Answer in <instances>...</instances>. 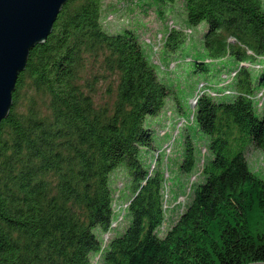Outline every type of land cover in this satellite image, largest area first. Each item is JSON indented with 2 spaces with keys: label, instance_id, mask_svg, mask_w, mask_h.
Wrapping results in <instances>:
<instances>
[{
  "label": "trees",
  "instance_id": "1",
  "mask_svg": "<svg viewBox=\"0 0 264 264\" xmlns=\"http://www.w3.org/2000/svg\"><path fill=\"white\" fill-rule=\"evenodd\" d=\"M152 2L160 15L180 3L189 27L207 26L201 55L172 62L194 80L188 95L152 61L181 50L187 34L170 22L163 41L152 36L155 51L130 27L110 30L103 0H68L31 50L0 125V264H93L98 255L100 264L264 263V177L247 161L249 147L264 154V0ZM169 100L172 117L186 119L184 105L193 115L178 134L186 131L179 171L196 170L197 139L208 155L191 202L159 236L170 209ZM124 171L116 190L112 177ZM117 191L127 195L120 213Z\"/></svg>",
  "mask_w": 264,
  "mask_h": 264
},
{
  "label": "rangeland",
  "instance_id": "2",
  "mask_svg": "<svg viewBox=\"0 0 264 264\" xmlns=\"http://www.w3.org/2000/svg\"><path fill=\"white\" fill-rule=\"evenodd\" d=\"M152 1L153 0H103V13L106 17L111 16V18H108V23L110 25L108 27L110 28V30H120L125 26L130 27L140 36V41H142L143 39L145 40V38L149 39L147 42L149 44L152 43L153 45H155V51L159 50L158 48H161V46H156L155 42H153L152 36L157 35V40L163 41L164 37L161 36V34H167V28L170 22L175 24V27L182 29L187 34L186 40L183 44V48L171 55L168 53L161 56V54L159 53L158 58H152V61H154L155 63L160 62V64L166 67L165 70L161 68V70L164 72L159 71L160 76L165 81L172 84L175 89L181 90L183 93L188 95L194 88V80L185 70V67L183 65H178L176 67V64H173L172 62H175V60H178L179 57H183L186 54V56L191 57H193L194 55H201V38L207 30V26L205 23H202L195 28L189 27L185 22V11L180 3L173 5L168 4V7L161 10V12L163 13L160 15L159 13H156L158 11L153 10L154 8L149 7V5H153ZM145 4L148 5V7ZM112 18L114 20L110 23ZM188 31H190V33H187ZM217 64L223 66L226 69L233 68L235 66V64L228 59H222L217 62ZM223 90L224 88H219V92H222ZM224 100L228 101L230 100V97H225ZM167 104L168 109H166L164 114L161 116L163 120L165 118H168V112L174 113V109L172 108L173 102L169 100ZM190 114L191 112L189 107L187 105H184V116L186 117V119H189ZM174 117L176 118V116ZM173 120L174 118H172V121ZM151 122H154V119H146L147 125H150ZM173 126L175 127V124L174 122H171L168 129L171 131V128ZM171 132L174 133V131ZM185 132L186 131L182 132L184 136H186ZM182 133L177 136L176 143L171 147L170 152L166 153L169 166L168 174L166 176V191L168 193V204H166V207L170 209L166 213V220L164 224L159 229V236H163L167 229L177 220L178 216L186 209L187 205L192 200L195 186L203 181L202 167L208 154L206 153V149L200 139L196 140L197 145H199V156L197 158L198 161L196 170H194L190 175H184L179 171V164L181 163L183 147ZM247 161L249 169L252 171V173L260 178H263V152L254 149L253 147H249L247 150ZM124 178H126L128 182L129 177L125 171L123 172V174L120 172L114 174V176L112 177V185L116 190H119L122 186V183H125L126 180ZM126 196L117 191V194L115 196V206L116 209L118 207H121V210L116 213H120L123 211V207L125 206L126 202ZM175 198H178V200L176 201ZM177 204H180V206H178ZM124 225L121 226V229H123ZM103 239L104 244H106V240L108 239L104 238V236ZM92 262L93 264H100L99 255L94 256Z\"/></svg>",
  "mask_w": 264,
  "mask_h": 264
},
{
  "label": "water",
  "instance_id": "3",
  "mask_svg": "<svg viewBox=\"0 0 264 264\" xmlns=\"http://www.w3.org/2000/svg\"><path fill=\"white\" fill-rule=\"evenodd\" d=\"M67 1L0 0V125L11 112L31 50L45 43Z\"/></svg>",
  "mask_w": 264,
  "mask_h": 264
},
{
  "label": "built area",
  "instance_id": "4",
  "mask_svg": "<svg viewBox=\"0 0 264 264\" xmlns=\"http://www.w3.org/2000/svg\"><path fill=\"white\" fill-rule=\"evenodd\" d=\"M234 75V74H233ZM232 75V76H233ZM224 79H227V78H224ZM230 79H227V81L225 82V84H228V83H230ZM204 85L203 84H201L200 86H199V88H198V92H197V94L195 95V97H193L192 99H190L189 100V102H188V104H189V107H190V109L192 110V114H193V111H194V109H195V107H196V104H197V101H198V98H199V96H200V94H202V93H204ZM209 94L211 93V91H207ZM228 92V91H227ZM212 94V93H211ZM262 96H264V94H263V92H261L259 95H258V97L257 98H260V97H262ZM259 106L261 107L262 106V102L259 104ZM191 114V116H189V119H185V118H183L182 116L181 117H172V115L169 113L168 114V116H169V120L167 121V126H168V128L170 127V124H171V122H174V124H175V127H174V135H172V138H171V140H170V142L167 144V146H165L164 147V149H166L167 150V153H169L170 152V150H171V147L173 146V143H174V141L176 140V137L178 136V134H179V131H180V129L182 128V127H184L186 124H188V122L189 123H192V119H193V115ZM172 118H174V120L172 121ZM156 156H158V155H156ZM127 207V204H125V206L123 207V209H125ZM113 208H114V211L115 212H118L119 210H121V207H118L117 209H116V206H115V204L113 205ZM120 222H122V217L120 216V217H118L117 218V220L116 221H114L113 223H112V225H111V228H116L118 225H119V223Z\"/></svg>",
  "mask_w": 264,
  "mask_h": 264
}]
</instances>
